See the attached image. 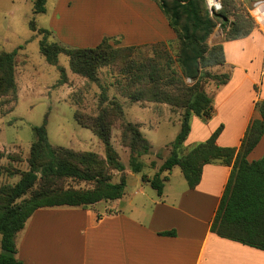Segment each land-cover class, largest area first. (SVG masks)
<instances>
[{"label":"trees","instance_id":"16d2710c","mask_svg":"<svg viewBox=\"0 0 264 264\" xmlns=\"http://www.w3.org/2000/svg\"><path fill=\"white\" fill-rule=\"evenodd\" d=\"M152 1L161 9L176 35L174 40L181 46L176 57L161 51L135 61L131 56L139 46L116 49L110 44L109 38L103 39L96 47L85 49L49 44L44 39L40 44L41 53L49 64L61 72L59 84L67 81L65 69L58 65V57L64 54L76 74L95 82L98 80L99 68L120 67V71L127 75V87L139 86L137 90H129L131 100L167 104L182 110L181 131L170 144L169 157L152 177L143 173L145 165L140 162L144 155L151 153L152 143L144 137L139 125L130 122L122 125L123 143L130 149L131 171L134 174L143 173L142 181L149 184L159 196H163L169 175L178 167L189 189L193 190L201 183L206 165L219 162L232 166L211 224V232L264 251V156L252 162L248 160L264 136V101L257 102L256 108L261 119L251 122L239 149L217 144L224 129L221 125L207 141L194 146L186 155H181V148L191 133L192 117L210 121L215 114L214 96L207 92L206 85L214 81L219 88L230 80L229 74L211 71L226 64V54L223 43L210 47L209 38L220 24L225 41L245 39L257 29V23L254 18L237 14L240 0H223L222 10L213 13L209 11L206 0ZM46 3L47 0H37L34 13H44ZM31 27L34 30V26ZM41 31L45 33V30ZM164 42L151 47H163ZM16 55V51L0 55V96L11 95L14 100L17 98ZM119 60L124 62L123 66L118 65ZM187 79H191L192 84H187ZM77 120L102 140L107 159L101 160L92 153L55 148L49 141L46 125L35 128V140L28 160L29 170L19 172L21 178L16 185L0 188V264H23L18 258L17 237L38 210L88 209L102 201L122 199L126 194V176L123 174L115 182L109 172L115 170L124 173L126 170L111 144L110 114L104 111L96 118L81 115ZM164 173L168 175L163 176ZM66 180L86 183L90 187L65 188L63 183ZM161 235L175 237L176 231L163 232Z\"/></svg>","mask_w":264,"mask_h":264},{"label":"crops","instance_id":"0c3cea01","mask_svg":"<svg viewBox=\"0 0 264 264\" xmlns=\"http://www.w3.org/2000/svg\"><path fill=\"white\" fill-rule=\"evenodd\" d=\"M242 1L252 7L258 0ZM96 2L109 9V25L94 47L105 35L121 37L130 46L176 38L152 0H56L51 21H58L63 27L59 32L67 34L72 10L91 8ZM79 23L86 24L84 20ZM223 45L226 64L216 69L230 70V80L215 89V114L210 121L202 124L192 117L188 138L195 134L194 140L205 142L223 125L217 144L239 149L251 122L261 119L256 105L264 101V31L257 27L249 37ZM263 156L264 136L248 160ZM231 170L225 163L206 165L196 189L182 186L170 202L165 192L159 200L152 198L145 215L126 209L135 196L102 201L88 209L38 210L18 234V258L23 264H264V251L211 232ZM140 187L138 195L143 191ZM172 230L175 237L161 235ZM1 240L0 236V253Z\"/></svg>","mask_w":264,"mask_h":264},{"label":"rangeland","instance_id":"374dc122","mask_svg":"<svg viewBox=\"0 0 264 264\" xmlns=\"http://www.w3.org/2000/svg\"><path fill=\"white\" fill-rule=\"evenodd\" d=\"M222 1L206 0L209 11L213 13L222 10ZM55 2L56 0H47L45 12L35 14L37 0H0V55L17 52L15 57L17 98L14 100L11 95L0 96V188L16 185L21 178L19 172L29 170L28 160L35 140L34 130L43 125H46L49 141L53 147L77 153H92L101 160H106V148L102 140L93 130L81 125L77 119L81 115L96 118L104 111H108L112 122L111 144L117 152L118 159L126 167L124 173L115 170L109 172L115 182L119 181L123 174L127 178L126 194L123 198L124 200L134 196L135 198L133 205L126 209L133 210L137 215L140 213L145 215V209L150 207L147 203L152 198L159 200V195L149 184H144L142 174L154 176L169 157L170 144L181 131L183 111L167 104L131 100L128 96L129 90H137L139 86L128 88L127 75L120 71V67L99 68L98 80L95 82L76 74L71 70L69 58L64 54L58 57V65L65 69L67 81L59 84L62 79L61 72L56 66L47 62L41 53V42L45 39L49 44L58 43L69 48H92L101 41V33L103 34L101 31L107 30L109 19L106 16H109V9L99 2L91 8H74L70 13L73 22L67 27L65 34L59 32L63 27L58 25V21L55 19L51 21ZM237 8L238 15L253 18L251 14L253 6L249 7L240 0ZM59 18L58 16L57 20ZM82 20L86 22L84 27L79 23ZM31 26H34V30ZM41 30H45V33ZM86 36L90 39L83 40ZM105 38H109L110 44L116 49L130 46L125 45L121 37L105 35L102 40ZM221 41L222 43L225 41V34L218 24L208 40V45L213 47ZM156 43L139 45L131 59L140 61L143 56H152V52L161 51L169 52L176 57L181 48L179 42L175 40L165 41L163 47L160 45L155 49L151 47ZM118 65L123 66L124 62L119 60ZM211 71L215 74L230 73V70L220 71L216 67ZM186 82L192 84L191 79H187ZM216 87V83L211 81L206 85V90L210 95H214ZM197 119L205 124L203 119ZM129 122L139 125L144 137L153 145L151 153L140 159L145 165L141 174H134L131 171L130 149L125 146L122 139L121 127ZM193 122L194 120L191 119V128ZM194 136L195 134L190 138L191 141L188 138V143H184L181 155H186L194 146L200 144L194 140ZM153 164H155L154 168ZM165 175L168 173L163 174ZM169 178L170 180L166 182L165 194H168L167 199L170 202L175 200V190L182 186L186 187L187 183L179 167L169 175ZM138 185L143 190L139 195L136 194ZM63 187L89 188L90 186L86 183L66 180ZM123 205L125 206V203Z\"/></svg>","mask_w":264,"mask_h":264},{"label":"built area","instance_id":"2783aa9c","mask_svg":"<svg viewBox=\"0 0 264 264\" xmlns=\"http://www.w3.org/2000/svg\"><path fill=\"white\" fill-rule=\"evenodd\" d=\"M251 14L257 23V26L264 31V0H258L253 4ZM264 72V65H263Z\"/></svg>","mask_w":264,"mask_h":264},{"label":"bare ground","instance_id":"6f19581e","mask_svg":"<svg viewBox=\"0 0 264 264\" xmlns=\"http://www.w3.org/2000/svg\"><path fill=\"white\" fill-rule=\"evenodd\" d=\"M42 223V222H41Z\"/></svg>","mask_w":264,"mask_h":264}]
</instances>
